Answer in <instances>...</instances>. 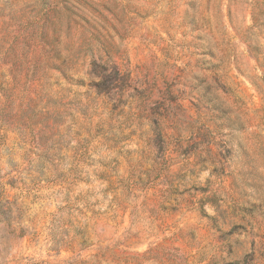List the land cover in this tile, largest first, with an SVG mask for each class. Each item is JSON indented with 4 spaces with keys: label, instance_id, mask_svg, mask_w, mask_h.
<instances>
[{
    "label": "rangeland",
    "instance_id": "1",
    "mask_svg": "<svg viewBox=\"0 0 264 264\" xmlns=\"http://www.w3.org/2000/svg\"><path fill=\"white\" fill-rule=\"evenodd\" d=\"M0 264H264V0H0Z\"/></svg>",
    "mask_w": 264,
    "mask_h": 264
}]
</instances>
